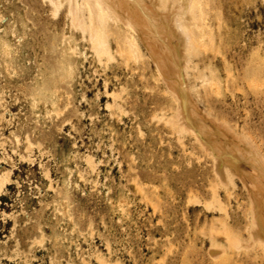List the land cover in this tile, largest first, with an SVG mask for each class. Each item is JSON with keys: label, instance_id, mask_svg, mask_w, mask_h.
I'll return each mask as SVG.
<instances>
[{"label": "rangeland", "instance_id": "1", "mask_svg": "<svg viewBox=\"0 0 264 264\" xmlns=\"http://www.w3.org/2000/svg\"><path fill=\"white\" fill-rule=\"evenodd\" d=\"M208 2L207 7H215L208 11L215 34L211 16L217 12L220 17L225 58L248 62L263 55L264 0ZM51 14L46 0H0V172L10 170L11 182L0 199V264H13L2 258L13 249L26 256V263L21 259L19 264H50L51 259L52 264H82V257L97 264V252L110 255L111 264H264V258L241 250L229 259L221 233L203 234L202 226L209 230L222 218L202 204L210 199L209 182L216 180L212 160L192 135L179 137L164 122L171 113L169 95L149 58L144 56L141 80L134 63L126 68V116L122 121L109 117L102 81L98 96L95 90L83 91L85 78L99 66L70 53L75 44L86 56L90 51L77 34L69 37L62 14ZM218 58L204 61L217 70ZM61 59L71 69L65 64L54 69ZM110 70L124 76L115 62ZM55 85L67 92H54ZM197 98L206 108L202 92ZM208 100L211 111L236 130L244 125L264 154V95L212 92ZM25 135L33 142V162L20 156ZM86 154L94 159V170L87 168ZM233 181L228 199L220 189L230 220L240 217L248 200L249 182L243 185L237 176ZM231 223L237 228L244 222ZM211 245L222 248L218 261L211 259Z\"/></svg>", "mask_w": 264, "mask_h": 264}, {"label": "bare ground", "instance_id": "2", "mask_svg": "<svg viewBox=\"0 0 264 264\" xmlns=\"http://www.w3.org/2000/svg\"><path fill=\"white\" fill-rule=\"evenodd\" d=\"M46 1L50 5L53 16L60 13L67 19L70 29L69 37L77 34L83 45L86 44L87 50L90 51V54L86 56L87 52L77 51L75 44L69 46L70 53L81 55L82 62H88L90 57L99 66V70L93 69L92 78L89 75L85 78L83 91L95 90V95L98 96V85L101 80L102 94L110 99L109 102L104 103L105 110H109V117L122 121L126 116V94L123 93L126 90V81H124L126 68H130V63H134L135 66L132 69L137 70L138 79L141 80L144 75V56L149 58L154 66L156 79L163 83V90L169 95L168 109L170 108L171 113L164 122H168L179 137L184 133L192 135L198 147L212 160L211 171L216 180L209 182L210 199H203L202 204L207 210L216 209L222 218L215 219L217 226L211 223L209 230H203L202 226L203 234L211 238L221 233L229 249V259L233 253L240 250L246 256L264 258V154L245 130L244 125L240 130H236L237 128L225 118L211 111L208 100L212 92L216 94L251 92L256 96L264 95V48L260 51L263 55L251 56L248 62H243L242 59L225 58L224 49L226 50L227 43L219 33L220 17L217 12L211 16L215 21L216 37L209 22L210 12H208L209 8L215 9V7H207L208 0ZM215 57H219L220 69L217 70L206 65L204 61L205 58L208 60ZM114 62L116 68L121 67V73H124V76H119L118 72L110 70ZM61 63L54 65V69L63 68V64L71 69V63L64 59H61ZM58 77V80L62 82L64 74L60 73ZM55 78L57 76H54L53 80ZM114 84H118L119 87L117 90H110ZM58 89L59 86L55 85L54 92H67L66 90L58 91ZM199 92H202L205 101L208 102L206 108L199 106L197 98ZM68 102L67 98L66 104ZM89 116H91L90 113ZM163 117L162 114L161 118ZM24 137L25 153L20 156L23 160L33 162L34 157L31 154L33 142L27 135ZM132 159L134 160L133 157ZM84 160L87 168L95 167V161L91 155L86 154ZM131 162L132 160L129 159V169H132ZM246 164L251 168L250 171L246 170ZM45 172L48 171L45 169ZM9 174L10 170L0 172V199L7 185L11 183ZM234 176H237L243 185L249 182L246 188L248 200L240 217L230 220L220 189L228 199L235 188ZM133 183L135 184V180ZM187 187L189 194L193 193L192 186ZM139 190L142 191L138 187V192ZM193 196L195 198V194ZM198 201L201 202V200ZM120 210L122 211L121 208ZM234 221L236 224L243 221V227L237 225V228L233 227L231 222ZM216 239L219 238L216 237ZM192 240L194 237L189 238V241ZM108 244H106L107 250ZM221 251V247L211 245L212 261L220 259ZM3 255L2 258L13 264H19L21 259H25L26 263V256L21 257L17 250L13 249ZM109 256L105 257L97 252L95 262L111 264ZM51 260H49L50 264H52ZM59 262L61 264L60 260ZM89 263L82 257V264Z\"/></svg>", "mask_w": 264, "mask_h": 264}]
</instances>
